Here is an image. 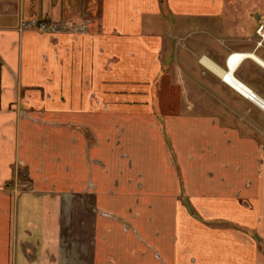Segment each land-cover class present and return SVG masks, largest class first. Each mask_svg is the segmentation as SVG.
Wrapping results in <instances>:
<instances>
[{
  "label": "crops",
  "instance_id": "obj_1",
  "mask_svg": "<svg viewBox=\"0 0 264 264\" xmlns=\"http://www.w3.org/2000/svg\"><path fill=\"white\" fill-rule=\"evenodd\" d=\"M169 1L191 19L222 7ZM160 14L0 0V264H264V107L199 53H164ZM39 19L66 28L22 27ZM226 49L203 56L258 58L234 74L264 102V41Z\"/></svg>",
  "mask_w": 264,
  "mask_h": 264
},
{
  "label": "rangeland",
  "instance_id": "obj_2",
  "mask_svg": "<svg viewBox=\"0 0 264 264\" xmlns=\"http://www.w3.org/2000/svg\"><path fill=\"white\" fill-rule=\"evenodd\" d=\"M158 1L161 9L159 17L160 21L164 22V26H152L154 30L151 29V31L165 34L164 53H170L172 57L175 53L184 55L189 65L193 61L190 53H199V57L194 60L199 59L200 62L204 59L203 54L224 53L222 50H227L226 48L254 50L261 43H258V38H251L249 25L257 22L260 26L264 21V0H215L220 7L222 6L217 14L204 18L199 17V19H191V14H187L191 10L187 6L179 10L183 13L179 15L174 13L175 9L169 0ZM176 1L177 5L190 2V0ZM197 1L206 2L207 0ZM199 67H203L201 63ZM187 73L186 77L183 76V80L186 82V91L189 94L191 81L187 77L195 79V75L190 73L189 68H187ZM187 100L184 99L185 106ZM259 242L264 254V239H259Z\"/></svg>",
  "mask_w": 264,
  "mask_h": 264
},
{
  "label": "bare ground",
  "instance_id": "obj_3",
  "mask_svg": "<svg viewBox=\"0 0 264 264\" xmlns=\"http://www.w3.org/2000/svg\"><path fill=\"white\" fill-rule=\"evenodd\" d=\"M247 56L259 60L254 55L234 53L232 54V56L230 55L229 57V60L227 62V70H223L208 58L202 59V64H204V66L213 73L219 75L227 84L232 86L235 90L249 97L251 94H255V93H253L246 85H244L241 81H239L234 74L241 61ZM254 101H256L258 104L264 107V102L259 97H257L256 94Z\"/></svg>",
  "mask_w": 264,
  "mask_h": 264
},
{
  "label": "built area",
  "instance_id": "obj_4",
  "mask_svg": "<svg viewBox=\"0 0 264 264\" xmlns=\"http://www.w3.org/2000/svg\"><path fill=\"white\" fill-rule=\"evenodd\" d=\"M22 27L24 29H32L34 31H37L40 33H46V34H55L66 28L64 25H59L56 23L48 22L44 19L31 20V21L24 22L22 24ZM257 33L261 37V39L264 41V21L259 26ZM263 41H260L261 43H259V45H262ZM248 98L254 101L255 94H251Z\"/></svg>",
  "mask_w": 264,
  "mask_h": 264
},
{
  "label": "trees",
  "instance_id": "obj_5",
  "mask_svg": "<svg viewBox=\"0 0 264 264\" xmlns=\"http://www.w3.org/2000/svg\"><path fill=\"white\" fill-rule=\"evenodd\" d=\"M161 2H163V0H162ZM20 177H21V179H22V178H23V174H21V176H20Z\"/></svg>",
  "mask_w": 264,
  "mask_h": 264
}]
</instances>
